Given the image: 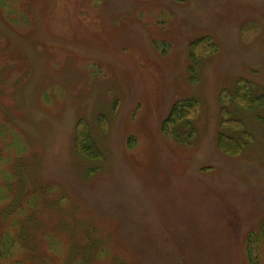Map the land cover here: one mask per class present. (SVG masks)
<instances>
[{
	"label": "rangeland",
	"instance_id": "obj_1",
	"mask_svg": "<svg viewBox=\"0 0 264 264\" xmlns=\"http://www.w3.org/2000/svg\"><path fill=\"white\" fill-rule=\"evenodd\" d=\"M0 264H264V0H0Z\"/></svg>",
	"mask_w": 264,
	"mask_h": 264
},
{
	"label": "trees",
	"instance_id": "obj_2",
	"mask_svg": "<svg viewBox=\"0 0 264 264\" xmlns=\"http://www.w3.org/2000/svg\"><path fill=\"white\" fill-rule=\"evenodd\" d=\"M83 150V149H82Z\"/></svg>",
	"mask_w": 264,
	"mask_h": 264
}]
</instances>
